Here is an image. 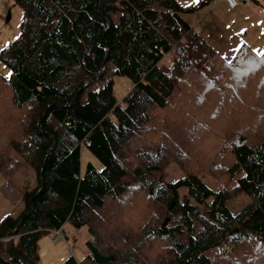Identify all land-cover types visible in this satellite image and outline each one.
Masks as SVG:
<instances>
[{"label":"trees","instance_id":"trees-1","mask_svg":"<svg viewBox=\"0 0 264 264\" xmlns=\"http://www.w3.org/2000/svg\"><path fill=\"white\" fill-rule=\"evenodd\" d=\"M12 1L0 176L23 209L0 221V264H40L38 241L64 224L85 228L87 252L61 264H264V51L226 60L180 16L210 0ZM111 67L131 82L120 103L112 78L89 89ZM82 150L99 164L80 172Z\"/></svg>","mask_w":264,"mask_h":264},{"label":"rangeland","instance_id":"rangeland-1","mask_svg":"<svg viewBox=\"0 0 264 264\" xmlns=\"http://www.w3.org/2000/svg\"><path fill=\"white\" fill-rule=\"evenodd\" d=\"M177 1L182 6H191L194 5V3H197V1L199 0ZM213 6L214 5L210 3L195 12L180 13V16L188 22L190 20H204V34H201V36H205L206 38L204 39L208 42V44L213 47L221 55L222 58L226 60L230 59L235 53L236 49L243 43H249V45L257 53H262L264 51V3L261 6H258L257 9L251 8V12L249 15L229 14V11L225 10V7L220 4L214 6L215 8L213 9V11L209 12L205 16H202L204 12L210 11ZM260 10L261 19L258 17V13L260 12ZM200 15L202 18L199 17ZM20 21L21 10L19 6L16 5L12 0H0V49L3 48L11 39L17 36L20 28ZM195 29H197L196 25ZM258 32L263 34V38L260 37ZM262 39L263 42H261L260 44H254V42L259 43V41H262ZM112 71L113 67L110 68L103 80L96 82L89 89L94 91L98 90L106 84L109 78H112L113 94L117 103H120L127 91L131 88V82L125 76L112 74ZM0 74L5 75L7 77L11 76V71L2 61H0ZM83 98L86 99V94L83 95ZM169 120L172 121V118H170ZM179 128L181 127L179 126ZM180 132H182V130ZM89 156L91 158L90 162L92 164H99L96 159L92 157V155H90L87 151L82 150L80 172H83L85 164L89 159ZM192 156H196V154H192ZM197 157L200 160L204 161L203 156L197 155ZM163 176L168 181H175L183 175L176 164H170L168 167L166 166L164 168ZM202 180L207 186L213 188L214 190L221 189L223 185L219 179H217L216 181L208 175H204ZM34 184V176L31 175L29 187L31 188ZM230 187L231 185H228V188ZM0 188V192L3 195H6L7 190L5 186V180L1 176ZM183 193L184 190H180V197L183 196ZM127 198L129 197H126V200L121 203L126 209L128 208L129 203L133 201V199ZM247 201L248 199L245 195H238L233 199L229 200L227 206L234 213L237 212ZM12 208L16 207L12 206ZM65 233L68 235V240L72 243V245L76 248L77 251L81 253L87 252L86 247L84 245V241L87 237V232L85 231V228L72 229L69 227V225H66ZM138 263L141 264V262Z\"/></svg>","mask_w":264,"mask_h":264},{"label":"crops","instance_id":"crops-1","mask_svg":"<svg viewBox=\"0 0 264 264\" xmlns=\"http://www.w3.org/2000/svg\"><path fill=\"white\" fill-rule=\"evenodd\" d=\"M263 3H264V0H248L246 4L239 6L235 9H230L223 2H217L216 4H214V6L221 4L223 7H225V10L229 11V14L249 15L251 12V8L257 9L258 6H261ZM214 6L210 11L204 12V14L202 16H205L209 12L213 11V9L215 8ZM199 17H201V15ZM258 17L259 18L261 17V10L258 13ZM263 21H264V19H263ZM186 22L189 23L191 26L196 25L199 34L200 35L204 34L203 33L204 32L203 31L204 30V27H203L204 20L201 21V19H199L198 21L197 20L196 21L190 20L189 22L188 21H186ZM200 23H201V25H200ZM258 34L260 35L261 38H263L262 33L258 32ZM203 38H206V37L204 36ZM261 42H263V39H262V41H259V43L254 42V44L258 45ZM247 45H249V43H247ZM90 159L91 158L89 156V159L87 161H89ZM12 206L13 205L8 201L6 196L0 192V221L2 220L3 217H5L7 215L16 216L17 213H19L23 209V204H19L16 208H12ZM65 227H66V225L64 224L62 226V230H63V233L65 234V236L68 237V235L65 233ZM38 247H39L38 253H39V257H40V264H61L72 253H73V256L75 255L74 257L76 258L77 261L83 260V258L85 256V253H81V252L77 251L76 248L72 245V243L69 240H65V241L59 240L57 242H53L52 241V235H47V236L42 237L38 241Z\"/></svg>","mask_w":264,"mask_h":264},{"label":"built area","instance_id":"built-area-1","mask_svg":"<svg viewBox=\"0 0 264 264\" xmlns=\"http://www.w3.org/2000/svg\"><path fill=\"white\" fill-rule=\"evenodd\" d=\"M218 1H223L225 2L230 8H234L238 5L243 4L246 0H212L213 3H216ZM168 58L165 59V61H167ZM56 236H59L58 231L54 232Z\"/></svg>","mask_w":264,"mask_h":264},{"label":"bare ground","instance_id":"bare-ground-1","mask_svg":"<svg viewBox=\"0 0 264 264\" xmlns=\"http://www.w3.org/2000/svg\"><path fill=\"white\" fill-rule=\"evenodd\" d=\"M171 54V52H169V53H167L166 55H165V58H164V60L166 59V58H169V55ZM168 61V60H167ZM167 61H166V63H167ZM165 62V61H164ZM168 64H171V62L170 63H168ZM260 88V87H259ZM250 94V93H249Z\"/></svg>","mask_w":264,"mask_h":264}]
</instances>
